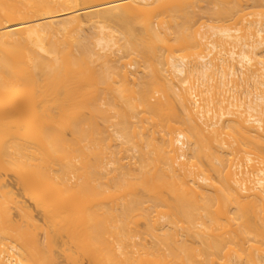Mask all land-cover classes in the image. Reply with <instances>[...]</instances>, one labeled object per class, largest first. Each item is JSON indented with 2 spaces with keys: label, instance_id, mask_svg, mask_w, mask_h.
I'll return each mask as SVG.
<instances>
[{
  "label": "bare ground",
  "instance_id": "6f19581e",
  "mask_svg": "<svg viewBox=\"0 0 264 264\" xmlns=\"http://www.w3.org/2000/svg\"><path fill=\"white\" fill-rule=\"evenodd\" d=\"M251 1L0 0V264L263 263Z\"/></svg>",
  "mask_w": 264,
  "mask_h": 264
},
{
  "label": "rangeland",
  "instance_id": "374dc122",
  "mask_svg": "<svg viewBox=\"0 0 264 264\" xmlns=\"http://www.w3.org/2000/svg\"><path fill=\"white\" fill-rule=\"evenodd\" d=\"M241 4H242L244 7H246V6H250V5L252 4V1H251V0H249V1L242 0ZM207 7H208L209 9H213V10L216 9V7H213V6H207ZM252 11H255V9L252 8V7H249V8H247V9L245 10V12H252ZM192 15H193V19H194L193 22H194L196 25L201 24V25L204 27L203 30L206 29V27H207L208 25H210V24L213 23V21L211 20V18L206 14V10H205V9H196V10L192 13ZM245 18H246L248 21H251V20H254V19L259 20V19L256 18L255 16H251V15H248V16H246ZM87 33H88L87 31L84 32V34H87ZM260 37L264 39V33H262V34L260 35ZM239 91H240V90H239ZM237 93H238V92H237ZM123 155H124V157H125V155L127 156V155H129V154H125V153H124ZM128 162H129V165H130V166H131V164H132V166H134L133 163H132L133 161H128V160L126 161V160H123V161H122V164H123V168H124V169L127 168V166H128ZM111 168H112L111 166H108V167L106 168V170L109 171V170H111ZM3 185H4V189L7 190V191H9V192H11V193L14 195L15 199H16V200H17V201H18V202H19V203L25 208V210L30 211V212L32 213V216H33L35 222H36L37 224H40V223L42 222V220H43L41 214H40L39 212L35 211V210L33 209V207H32V204L22 196V194H21V192H20L18 186L14 183V181H13L10 177H8V178H6V179L3 180ZM11 213H12V215H13L14 220H18V218H19V216H20V213H19L17 210H15V209H11ZM42 237H43V234H42V233H40V232L37 233V238H38L39 240H41ZM134 242H135L136 244H139V240H138V239H134ZM145 243H146V244H149V241L147 240ZM132 250L136 252L137 250H139V246L134 247ZM54 255H55V263H54V264H70V263L64 258V256H63L62 254H60L59 252L55 251V252H54ZM134 256H135V254H134ZM262 261H263L262 264H264V258H262ZM83 264H88V263H87V262H83Z\"/></svg>",
  "mask_w": 264,
  "mask_h": 264
}]
</instances>
